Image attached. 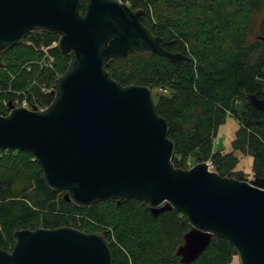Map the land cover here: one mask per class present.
<instances>
[{"label":"water","instance_id":"95a60500","mask_svg":"<svg viewBox=\"0 0 264 264\" xmlns=\"http://www.w3.org/2000/svg\"><path fill=\"white\" fill-rule=\"evenodd\" d=\"M0 0V60L32 31L58 36L69 57L43 110L0 111V151L25 152L40 167L47 187L76 206L134 199L156 218L169 210L187 219L175 251L180 264L194 262L214 237L226 240L239 264H264V177L241 181L205 162L189 169L172 162L174 143L158 115L152 90L121 86L106 70L132 52L155 53L171 62L189 60L143 24L145 12L118 0ZM264 42V33L259 36ZM2 63L0 62V67ZM258 92L247 96L264 113ZM104 232L70 226L20 229L0 264H112Z\"/></svg>","mask_w":264,"mask_h":264},{"label":"trees","instance_id":"16d2710c","mask_svg":"<svg viewBox=\"0 0 264 264\" xmlns=\"http://www.w3.org/2000/svg\"><path fill=\"white\" fill-rule=\"evenodd\" d=\"M85 4L81 0L80 12ZM130 6L145 12L143 24L169 43L163 47L166 51L189 58L171 62L152 52H132L106 66L121 86L156 91V111L167 121L168 139L174 143V166L186 169L189 155L196 162L219 159L221 177L246 181L242 173L230 171L238 162L233 151L211 153L229 115L238 123L232 148L251 156L254 177H264V113L247 98L255 91L264 95V42L248 39L256 17H261L259 33L264 30V0H130ZM25 40L1 57L0 111H5L3 99L10 101L12 92L27 88L31 105L46 108L55 79L69 64V57L56 47L49 50L55 71L36 65L43 57L40 47L57 42L56 34L33 31ZM41 85L49 91L42 94ZM29 95H35L36 102ZM63 194L47 187L32 155L0 151V249L10 252L13 233L20 229L70 226L87 233L105 231L112 264H180L175 251L187 228L181 212L169 210L154 218L146 204L134 199L82 207L66 202ZM234 256L226 240L214 237L190 264H231Z\"/></svg>","mask_w":264,"mask_h":264},{"label":"rangeland","instance_id":"374dc122","mask_svg":"<svg viewBox=\"0 0 264 264\" xmlns=\"http://www.w3.org/2000/svg\"><path fill=\"white\" fill-rule=\"evenodd\" d=\"M119 1L130 6V0H126V2L124 0H119ZM260 19H261V17H256L255 21L253 22V24L251 26V32L249 33V38H248L250 42L256 41L255 34L259 33V20ZM36 32H43V31H36ZM26 36L24 37L23 40H25ZM25 42H26L25 44H27L29 42V39H26ZM56 43L58 45V41ZM40 62H41V64H45V66H44L45 68H49L52 71L56 70V67H54V62H55L54 57H53V61L51 62L49 58L44 56V57H42ZM41 89H47V87L44 85H41L40 91H41ZM152 97L153 98L156 97V91L155 90L152 91ZM236 104L238 106V109L240 110V107L242 106L241 102L237 101ZM234 118L235 117L228 115V117L226 119V123L219 127V129L217 131V135L213 139V148H212L211 153L212 154H214V152L228 153V152L233 151V154H235L236 157L238 158V162L230 167V171L232 170L231 172H240V173H242V176L247 179L246 181H250V180L254 179V172L252 170L253 160H252L251 156L242 154L239 151H234V149L231 146V142L234 140L235 135H236L235 131L238 128V123ZM217 139H218V141L216 142ZM211 160H212V158H209L207 160L201 159L200 161L196 162L197 161L196 158L189 155V156H187V159H186V167L189 169L193 165L201 163V162H205L210 167L212 165ZM81 231H82V229H81ZM232 263L239 264V260H238L237 256L233 257Z\"/></svg>","mask_w":264,"mask_h":264},{"label":"built area","instance_id":"2783aa9c","mask_svg":"<svg viewBox=\"0 0 264 264\" xmlns=\"http://www.w3.org/2000/svg\"><path fill=\"white\" fill-rule=\"evenodd\" d=\"M119 1V0H118ZM121 2V1H120ZM27 45H31L30 42L27 43ZM57 47V43L56 41L52 42L49 46L47 47H40V51L43 53V57H47L50 59V61L52 62L53 61V56H51L49 54V50L51 49H54ZM41 59L36 63L37 66L39 67H44L45 64H41ZM26 68H28V65H26ZM36 83V81L34 80L33 81V85ZM10 90V89H9ZM12 91V90H11ZM28 88L26 90H23V91H16V92H12L13 94H15V97L10 100V101H6V99H3L2 100V106L4 107L3 109L6 111L7 108H8V104L9 102L15 107V108H25V109H29L31 110L32 107H36V109L38 110H43L45 107H42L41 105L39 104H36L34 103V105H31L30 101L28 100L27 96H28ZM47 91V89H41V93L42 94H45ZM30 96V100L32 102H36V96L35 95H29ZM218 141V139L216 140V142ZM208 169L209 170H213V166L211 165L210 167L208 166Z\"/></svg>","mask_w":264,"mask_h":264},{"label":"flooded vegetation","instance_id":"af4514ba","mask_svg":"<svg viewBox=\"0 0 264 264\" xmlns=\"http://www.w3.org/2000/svg\"><path fill=\"white\" fill-rule=\"evenodd\" d=\"M263 33H264V30H263L262 32H260V33L255 34V38H256L257 41H261V42H263V41L260 39V37H259V36H261ZM184 55H185V54H184ZM185 56H186V55H185ZM256 92H258V95H257V98H258V99H264V95H263V94H261L259 91H255L254 93H256ZM254 93H252V94H254ZM248 95H250V94H248ZM103 232L106 234L105 231H103Z\"/></svg>","mask_w":264,"mask_h":264},{"label":"bare ground","instance_id":"6f19581e","mask_svg":"<svg viewBox=\"0 0 264 264\" xmlns=\"http://www.w3.org/2000/svg\"><path fill=\"white\" fill-rule=\"evenodd\" d=\"M110 63V62H109Z\"/></svg>","mask_w":264,"mask_h":264}]
</instances>
